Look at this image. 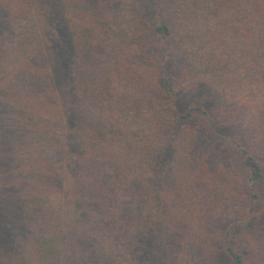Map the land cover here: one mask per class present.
Here are the masks:
<instances>
[{
  "label": "trees",
  "instance_id": "obj_1",
  "mask_svg": "<svg viewBox=\"0 0 264 264\" xmlns=\"http://www.w3.org/2000/svg\"><path fill=\"white\" fill-rule=\"evenodd\" d=\"M124 1L130 15L119 21L121 38L134 39L136 53L149 55L156 79L162 80L160 105L174 114V128L165 134L160 117L141 105L139 95L115 85L110 59L87 66L93 82L90 90L85 85L82 90L74 87L65 109H71L74 122L84 128L93 119L108 121L115 128L109 143L81 157L67 150L64 138L59 142L57 125L36 128L29 138L37 158L48 161L61 149L65 169L78 163L69 200L79 201L83 217L68 219L66 208L48 215L46 202L45 217L31 224V235L6 238L3 234L5 245L18 248L19 255L21 249L32 252L35 264H121L117 259L129 255L132 239L137 244L130 264H145L146 249L159 264H194L198 252L191 237L198 222L189 205L181 212L183 228L174 238L176 246L171 245L175 254L165 252L168 237L164 238L172 228L156 221L159 216L170 218L171 213L158 204L165 179L161 162L167 148L180 180L206 188L219 181L210 170L212 154L218 151L226 193L240 208L239 218L224 228L222 251L228 264H253V256L236 246L234 238L238 227L248 221L250 208L264 204V0ZM134 10H142L138 19L139 11ZM41 22L25 27L21 45L36 49L48 43ZM197 77L218 88L220 104L203 98ZM83 81L88 83V78ZM181 101L186 104L180 108ZM151 169L158 172L138 196L139 229L126 231L119 209L134 200L135 189ZM60 214L62 221L54 218Z\"/></svg>",
  "mask_w": 264,
  "mask_h": 264
},
{
  "label": "rangeland",
  "instance_id": "obj_2",
  "mask_svg": "<svg viewBox=\"0 0 264 264\" xmlns=\"http://www.w3.org/2000/svg\"><path fill=\"white\" fill-rule=\"evenodd\" d=\"M127 7L124 0H0V264H35L32 252L21 249L19 255L18 248H8L3 234L6 238L9 234L14 238L31 235V224L45 217L42 207L46 202L50 210L48 215L66 208L68 219L83 217L79 213V201L69 200L74 195L72 188L79 175L78 163L70 164L68 168L66 165L65 169L61 165L65 160L61 149H57L48 161L37 158L29 138L36 128L57 125L59 142L64 138L67 150L81 157L93 154L94 149L109 143L115 128L108 121L93 119L90 126L84 128L74 122L71 109H65L66 99L71 98L74 87L82 90L85 85L90 90L93 82L87 66L110 59L115 69L112 75L115 85L122 92L139 95L141 105L160 117L165 134L174 128V114L160 105L158 94L162 80L156 79L149 55L136 53L134 39L121 38L119 21L124 22L121 17L129 14ZM134 11H139L135 15L138 19L142 10ZM35 20L42 21L46 27L48 43L36 49L24 47L19 39L26 31L25 27ZM83 77L88 78V83ZM196 81L204 99L220 104L216 86L206 78L197 77ZM185 104L181 101L178 107ZM169 153L166 148L161 162L165 179L160 185L162 192L158 204L171 213L170 218H156L167 227L171 224L170 234L164 238L168 237L166 254H175L172 246H176L174 238L183 228L181 212L186 204L194 215V222H198L191 237L198 252L192 263L228 264L222 251L221 236L228 221L239 218L240 208L226 193V184L222 181L226 177L223 168H218V151L212 154L210 170L213 178L219 181L206 188L191 181H181ZM237 167L239 172L244 171L242 166L237 164ZM157 172L158 169H151L135 189L134 200L119 209L126 231L139 229L135 220L142 203L138 196L151 179L156 178ZM244 191L246 193V189ZM54 218L63 220L61 214ZM234 243L253 256V264H264L263 203L250 208L248 221L238 227ZM128 244L129 255L115 258L121 264H130L137 242L130 239ZM159 246L156 252L162 259ZM149 252V249L145 250V264H159ZM198 254L203 258L198 259Z\"/></svg>",
  "mask_w": 264,
  "mask_h": 264
}]
</instances>
